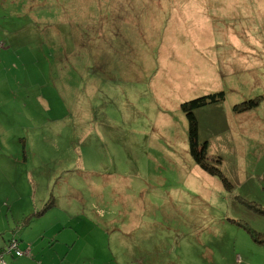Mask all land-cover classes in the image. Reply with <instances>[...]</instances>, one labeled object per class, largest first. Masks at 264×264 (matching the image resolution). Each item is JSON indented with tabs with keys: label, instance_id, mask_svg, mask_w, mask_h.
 I'll return each mask as SVG.
<instances>
[{
	"label": "rangeland",
	"instance_id": "obj_1",
	"mask_svg": "<svg viewBox=\"0 0 264 264\" xmlns=\"http://www.w3.org/2000/svg\"><path fill=\"white\" fill-rule=\"evenodd\" d=\"M184 101L219 172L191 151ZM263 174L264 0H0V235L21 250L264 264L245 243L264 230Z\"/></svg>",
	"mask_w": 264,
	"mask_h": 264
},
{
	"label": "trees",
	"instance_id": "obj_2",
	"mask_svg": "<svg viewBox=\"0 0 264 264\" xmlns=\"http://www.w3.org/2000/svg\"><path fill=\"white\" fill-rule=\"evenodd\" d=\"M223 96V91L222 90H218V91H213V92H208L206 94L201 95L198 100L200 102H210V101H214L220 97ZM198 101V102H199ZM252 104V102L250 103V105ZM182 107H184L187 116H188V121H189V139H190V148L191 151L193 153V155L196 157V159H198L199 163L205 167L207 170L211 171V172H219V170H215L214 166L210 165L207 161H205L202 157L203 155L201 154V152H198L196 147L199 144L197 141V122H196V117L191 109V105L188 101H184L182 102ZM243 108V107H242ZM220 177L222 179H224L223 175L220 174ZM253 229V228H252ZM254 231L251 232V236H252V240L255 242H259V243H263L264 242V232L263 231H258L253 229ZM12 239H16L18 241L17 238L11 236ZM10 238V239H11ZM10 241V240H9ZM8 243V242H7ZM1 250H8V248L6 247V245L3 248H0ZM13 252V250L11 251Z\"/></svg>",
	"mask_w": 264,
	"mask_h": 264
},
{
	"label": "crops",
	"instance_id": "obj_3",
	"mask_svg": "<svg viewBox=\"0 0 264 264\" xmlns=\"http://www.w3.org/2000/svg\"><path fill=\"white\" fill-rule=\"evenodd\" d=\"M250 110H251V108L250 109H246V110L241 111V112L243 114H249ZM247 118H248V116H247ZM260 178H261V176H260ZM263 178H264V174L262 175V179ZM248 182H249V179H247L246 181H244L242 183V185L243 184H247ZM261 182H262V180H261ZM242 185L239 188H241ZM254 227L257 228L258 231H264L263 230V227L262 228L261 227H256V226H254ZM10 233L11 232L8 230V235H4L3 233L0 235V248H3L7 244V242L10 240V238H11ZM51 243H52V241H50L49 244H51ZM245 243L248 246H253L252 244H262V243H259V242H255L253 240L252 241L246 240ZM18 246H19V242H18ZM22 251H23V253L22 254H19V255L15 254L14 252H9V253H11L12 256L13 255L19 256V260L23 261L26 264H34L35 262L37 264H47L46 262H43V259L40 260V261L37 260V258H36L37 255L33 253L31 246H29L28 248L22 249ZM4 254H3V260H4V262H1L0 261L1 264H7V262H6L7 259L5 258V255L6 254L5 255ZM235 257H236V259L235 258L232 259L233 264H249V262H247V261H250L252 263H255L254 260L250 259L247 254H243L241 252V250H237L236 251ZM236 260H238V261H236Z\"/></svg>",
	"mask_w": 264,
	"mask_h": 264
},
{
	"label": "built area",
	"instance_id": "obj_4",
	"mask_svg": "<svg viewBox=\"0 0 264 264\" xmlns=\"http://www.w3.org/2000/svg\"><path fill=\"white\" fill-rule=\"evenodd\" d=\"M6 247L8 248V250H1L0 251V261L4 262L3 260V254L5 252H11L13 250V252L17 255L22 254L23 251L18 247V241L16 239H10V241H8V243L6 244Z\"/></svg>",
	"mask_w": 264,
	"mask_h": 264
}]
</instances>
